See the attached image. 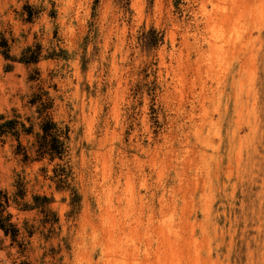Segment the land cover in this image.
Listing matches in <instances>:
<instances>
[{
    "label": "rangeland",
    "instance_id": "rangeland-1",
    "mask_svg": "<svg viewBox=\"0 0 264 264\" xmlns=\"http://www.w3.org/2000/svg\"><path fill=\"white\" fill-rule=\"evenodd\" d=\"M0 194V264H264V0H0Z\"/></svg>",
    "mask_w": 264,
    "mask_h": 264
},
{
    "label": "trees",
    "instance_id": "trees-1",
    "mask_svg": "<svg viewBox=\"0 0 264 264\" xmlns=\"http://www.w3.org/2000/svg\"><path fill=\"white\" fill-rule=\"evenodd\" d=\"M49 122H45L41 128L42 135L40 137L41 143L39 144V150L45 151V153L48 154L49 158H52L54 155H59L61 153L60 145L57 146V140L53 137H50L49 129L50 126ZM50 137V138H49ZM48 138V140H47ZM7 198L5 196H2L0 194V230L3 232V234L10 235L11 239H13L14 235L13 233L16 232V230L13 228L11 224L8 223L9 217H2V211L3 206L5 207L7 205ZM7 229H12V232H8ZM10 233V234H9Z\"/></svg>",
    "mask_w": 264,
    "mask_h": 264
},
{
    "label": "bare ground",
    "instance_id": "bare-ground-1",
    "mask_svg": "<svg viewBox=\"0 0 264 264\" xmlns=\"http://www.w3.org/2000/svg\"><path fill=\"white\" fill-rule=\"evenodd\" d=\"M230 1V0H229ZM216 4V3H215ZM234 4H235V2H234ZM243 4V3H242ZM247 4V3H246ZM245 4V5H246ZM240 7V6H239ZM237 8V7H236ZM231 13V12H230ZM235 16V15H234ZM240 20V19H239ZM232 38V37H231ZM214 46V45H213ZM228 47H229V45H228ZM209 48H210V46H209ZM224 48V47H223ZM228 49V48H227ZM223 51V50H222ZM211 53V52H210ZM211 54H213V53H211ZM203 56V55H202ZM224 60V59H223ZM199 62V61H198ZM212 63V62H211ZM203 67V66H202ZM206 156V155H205ZM180 188V187H179ZM201 191V190H200ZM188 208V207H187ZM204 215V214H203ZM184 217V216H183ZM206 217V216H205ZM184 220V219H183ZM187 220V219H186ZM173 222V221H172ZM184 222V221H183ZM185 224H187V223H185ZM184 224V225H185ZM183 225V224H182ZM198 225V224H197ZM182 227V226H181ZM195 228V227H194ZM192 229V228H191ZM191 229H189V231L191 230ZM205 229V228H204ZM216 229V228H215ZM185 231V230H184ZM194 232V231H193ZM200 232V231H199ZM180 233V232H179ZM184 233V232H183ZM192 233V232H191ZM186 234V233H185ZM190 234V233H189ZM120 235V234H119ZM180 235H181V233H180ZM183 236H184V234H183ZM192 236V235H191ZM164 237V236H163ZM203 237V236H202ZM164 238H166V237H164ZM200 238V237H199ZM119 239V238H118ZM185 239V238H184ZM189 239V238H188ZM188 239H187V241H188ZM182 240V239H181ZM165 241H166V239H165ZM167 242V241H166ZM185 242V241H184ZM201 242V241H200ZM182 243V242H181ZM179 244V243H178ZM186 244V243H185ZM189 244V243H188ZM187 244V245H188ZM199 244V243H198ZM171 245V244H170ZM190 245H192V243H190ZM199 245H201V244H199ZM182 246H184V244L182 243ZM184 248V247H183ZM197 248V247H196ZM167 249V248H166ZM168 249H171V248H168ZM195 249V248H194ZM194 249H193V251H194ZM198 249V248H197ZM177 250H181V249H178L177 248ZM184 250V249H183ZM187 250V249H186ZM176 251V250H175ZM158 252V251H157ZM165 252V251H164ZM167 252V251H166ZM171 252V251H170ZM173 252V251H172ZM179 252V251H178ZM177 252V253H178ZM181 252V251H180ZM183 252V251H182ZM187 252V251H186ZM175 253V252H174ZM173 253V254H174ZM176 253V254H177ZM176 254H174V255H176ZM179 254V253H178ZM186 254V253H185ZM188 254V253H187ZM194 256V255H193ZM175 257V256H174ZM176 257H177V255H176ZM179 257V256H178ZM181 257H182V255H181ZM188 257V256H187ZM191 257V256H190ZM166 258V257H165ZM168 259V258H167ZM173 259V258H172ZM189 259V258H188ZM155 260H156V258H155ZM175 260H177V262H178V259H174V263H175ZM190 260H192V259H190ZM203 260V259H202ZM169 261V260H168ZM171 261V260H170ZM184 261H186V259L184 260ZM193 261H194V259H193ZM193 261L191 262V263H193ZM206 261V260H205ZM116 262V261H115ZM114 262V263H115ZM141 262H142V260H141ZM172 262V261H171ZM188 262H190V261H188ZM196 263V262H195ZM199 263V262H198ZM204 263V262H203ZM187 264V263H186Z\"/></svg>",
    "mask_w": 264,
    "mask_h": 264
}]
</instances>
